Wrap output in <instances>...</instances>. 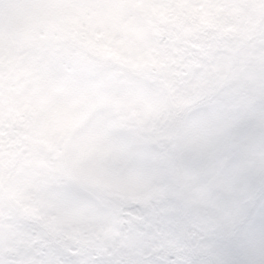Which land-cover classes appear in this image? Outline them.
Instances as JSON below:
<instances>
[{"label": "snow or ice", "instance_id": "6c2138e0", "mask_svg": "<svg viewBox=\"0 0 264 264\" xmlns=\"http://www.w3.org/2000/svg\"><path fill=\"white\" fill-rule=\"evenodd\" d=\"M0 264H264V0H0Z\"/></svg>", "mask_w": 264, "mask_h": 264}]
</instances>
